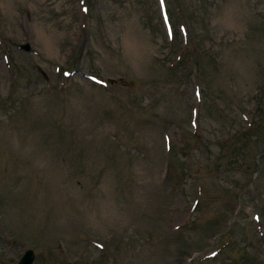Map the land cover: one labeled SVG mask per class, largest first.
<instances>
[{"label": "rangeland", "instance_id": "1", "mask_svg": "<svg viewBox=\"0 0 264 264\" xmlns=\"http://www.w3.org/2000/svg\"><path fill=\"white\" fill-rule=\"evenodd\" d=\"M27 249L264 264V0H0V264Z\"/></svg>", "mask_w": 264, "mask_h": 264}, {"label": "water", "instance_id": "2", "mask_svg": "<svg viewBox=\"0 0 264 264\" xmlns=\"http://www.w3.org/2000/svg\"><path fill=\"white\" fill-rule=\"evenodd\" d=\"M23 48L28 50L29 46L27 44L23 45ZM34 260L33 250L27 249L24 254L20 257L17 264H32Z\"/></svg>", "mask_w": 264, "mask_h": 264}]
</instances>
